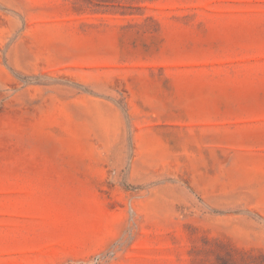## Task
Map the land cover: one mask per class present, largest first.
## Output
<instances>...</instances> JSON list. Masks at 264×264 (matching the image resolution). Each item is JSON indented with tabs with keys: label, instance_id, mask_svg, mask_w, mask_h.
Listing matches in <instances>:
<instances>
[{
	"label": "rangeland",
	"instance_id": "374dc122",
	"mask_svg": "<svg viewBox=\"0 0 264 264\" xmlns=\"http://www.w3.org/2000/svg\"><path fill=\"white\" fill-rule=\"evenodd\" d=\"M0 264H264V0H0Z\"/></svg>",
	"mask_w": 264,
	"mask_h": 264
}]
</instances>
